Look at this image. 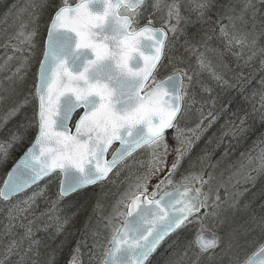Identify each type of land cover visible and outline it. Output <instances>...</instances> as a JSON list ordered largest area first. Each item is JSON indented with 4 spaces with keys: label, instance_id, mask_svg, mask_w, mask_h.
Masks as SVG:
<instances>
[{
    "label": "snow or ice",
    "instance_id": "1",
    "mask_svg": "<svg viewBox=\"0 0 264 264\" xmlns=\"http://www.w3.org/2000/svg\"><path fill=\"white\" fill-rule=\"evenodd\" d=\"M214 7L216 0H42L31 5L29 21L3 44L5 50L12 49L5 64L13 59L19 63L5 77L8 87L0 82V105H6L0 129L17 116L21 120L0 141V158L6 160L30 131L34 136L0 187V203L5 205L0 264H57L64 242L42 257L37 233L52 228L56 236L63 235L73 216H62L60 204L102 187L130 169L143 152L150 156L147 166L140 162L144 170L130 173L106 215V193L97 194L92 213L99 227L91 232V245L87 234L77 240L67 264H84L82 249L88 250L89 264H150L163 242L190 226L191 238L166 264H264V190L241 201L249 191L241 184L254 186L264 176V135L240 154L227 179L223 173L216 175V165H204L207 154L199 158L204 166L193 164L175 179L205 131V121L210 125L216 119L213 111L205 116L197 99V87L212 91L202 76L207 73L217 84L232 86L208 56V51H217L209 42L219 41L221 59L228 53L243 67L254 69L258 63L254 70L264 71V0H228L213 19L208 14ZM45 12L50 15L32 90L18 99L17 87L24 85L32 67ZM193 15L209 25L199 42L185 41V51L195 62L184 56L173 59L169 54L184 31L182 25ZM240 78L247 80L243 70ZM260 85V108L254 111L264 121V78ZM193 109L200 114L199 122L182 126ZM243 126L241 119L224 135L243 133ZM170 151L175 156L169 166ZM43 181L49 183L19 198ZM40 201L46 205L43 211ZM238 212L247 217L239 223ZM101 228L107 232L102 239ZM246 247L251 251H244Z\"/></svg>",
    "mask_w": 264,
    "mask_h": 264
},
{
    "label": "trees",
    "instance_id": "2",
    "mask_svg": "<svg viewBox=\"0 0 264 264\" xmlns=\"http://www.w3.org/2000/svg\"><path fill=\"white\" fill-rule=\"evenodd\" d=\"M42 0H16V4L12 6L9 10L5 11L2 8L0 16V65H5L4 70L0 71V82L3 83L4 87H8L9 81L5 79L12 74L18 65L19 61L13 59L5 64L7 57L12 55V49L9 48L5 50L3 47L4 42L8 39L10 35L16 33L20 25L24 22L29 21L30 17L28 13L32 11L31 5L33 3L39 4ZM228 0H216V7L209 12V16L213 19L217 9L226 4ZM4 6V4H1ZM47 14V15H46ZM50 12H45L40 19V28L45 27V21L49 18ZM184 31L178 34V39L175 42L170 56L175 59L177 56H184L195 62V58L191 53L186 52L185 48L187 45L185 41L188 40L192 43L199 42L203 36L205 30L208 29L209 25L204 21L197 20L193 15L191 21L182 25ZM44 30V29H43ZM39 34V31H38ZM44 35V34H42ZM40 40V39H39ZM35 40L36 45L40 41ZM209 48L216 49L217 51H208V56L213 60L214 65L217 66V71L223 74L224 78L228 80L229 84L232 86H221L217 84L215 80L211 78L210 75L205 73L202 76L204 84L211 88V93L203 92L199 87H197V99L204 104L203 112L205 116L209 111H213L218 118L213 123V126L207 129V132L202 138L195 140L193 146L188 153V155L182 161L181 167L178 172L180 175L184 174V165L187 159L192 158L193 161L191 165L195 164L197 168L204 165L213 164L216 165L215 173L217 176L223 173L224 178L227 177L235 170L232 165L235 164L240 158L242 152L248 151L253 142L256 141L261 135H264V121L261 120L260 114L255 109L260 108V93L262 91L260 80L264 78V71L254 70L259 69V64L254 65V69H249L243 67V62H237L231 54L225 53L224 58L221 59L218 52L221 48L219 41L212 40L209 42ZM35 51V49H34ZM17 55H19L17 53ZM168 61L165 60V64ZM227 67H224V65ZM36 62L33 60L32 67L28 71L26 80L23 86L17 87V91L20 93L18 99H22L24 95H27L31 90V85L34 82L35 77ZM241 70L243 74L247 77V80H241ZM2 94V93H0ZM213 101L215 102L213 104ZM196 107H200L197 104ZM6 108V105H0V112ZM27 114H32V107L29 106L26 109ZM241 119L244 120L245 131L243 133H237L235 136L232 134L224 135L232 127L233 123L239 125ZM21 120L20 116H17L11 120L3 129H0V141L7 139L9 130H14L15 126ZM200 120V114L193 109L190 113V119L186 121L188 127L192 128ZM186 125V126H187ZM173 135L168 133V138ZM34 136V130L28 133V138L23 144L15 145L10 149L8 158H0V184L12 164L16 161L18 156L26 149L29 145L31 139ZM211 136V137H210ZM206 137V139H205ZM169 146L175 149L176 142L170 141ZM207 154L208 159L204 161V165H201L199 158ZM211 170V169H210ZM115 176V175H114ZM114 176L111 180L106 182L102 187L95 186L82 192L78 195L72 196L70 199L65 200L59 206L61 215H72V222L66 228L63 235L56 236L54 229L50 228L47 231H40L37 233L38 238L41 239L42 245L39 251L42 257L46 254L51 253L57 248L61 242H64V247L62 252H58L56 256L57 264H66L69 254L75 247L77 240L82 239L85 234L88 235V243L91 245L92 238L91 232L99 227L98 218L92 213L93 205L95 204L97 194L106 193L104 196V203L106 205L104 214L110 209L111 203L117 198L120 192L124 189V184H119V180L113 181ZM178 180L180 176L176 177ZM259 181V188L253 191V187L247 186L248 192L241 197L242 202L252 200L254 194L259 197L261 190H264V176H260L257 179ZM48 181H43L40 185L31 191H28L20 195V199H24L26 196L31 195L32 191L38 190V188H44ZM1 186V185H0ZM56 190V185H51V191ZM15 202V201H14ZM260 199L257 198L255 205H258ZM46 207L44 201L39 202V211H43ZM74 214V215H73ZM238 214V215H237ZM236 214L237 218L243 217L247 218L245 214L238 212ZM5 215V205L0 203V220H3ZM245 215V216H244ZM91 217V219H89ZM189 227L178 231L170 238H168L159 248L154 258L150 261V264H166L168 258L179 250H182L186 241L191 238L192 232H189ZM102 237L107 235V232L101 228ZM85 255L83 257L84 264H89V256L87 255L88 250L82 249ZM242 256V255H241ZM189 259H195L194 253H189ZM91 264H98L96 260H92Z\"/></svg>",
    "mask_w": 264,
    "mask_h": 264
},
{
    "label": "rangeland",
    "instance_id": "3",
    "mask_svg": "<svg viewBox=\"0 0 264 264\" xmlns=\"http://www.w3.org/2000/svg\"><path fill=\"white\" fill-rule=\"evenodd\" d=\"M9 1H10V3H9ZM1 4H4V6L3 5H1ZM16 4V0H0V13H1V11H2V8H3V10H5V11H7V10H9L12 6H14ZM4 14V13H3ZM3 14L0 16V19L2 18V16H3ZM47 15V14H46ZM46 26V25H45ZM45 27H43V29H44ZM43 29H41L40 28V30H38L39 31V34L35 37V40H42V34L44 33V30ZM41 54H42V45L40 46V44L38 43L37 45H36V48H35V57L33 58V60L35 61V62H37L38 60H39V58L41 57ZM37 65V64H36ZM168 140H170V141H172L173 139H172V135H171V137L170 138H168ZM174 141V140H173ZM170 147V146H169ZM170 149H173L172 147H170ZM174 150V149H173ZM174 156H175V153H174V151H170V153H169V156H168V164H169V166H170V164H171V162H172V160L174 159ZM149 159H150V156H149V154L147 153V152H143V153H138L137 154V156H136V160H137V162L136 163H134V164H132V166H131V168L130 169H123V170H121V173H120V175H118V176H114V178H113V181L115 180H119V184L118 185H122V184H124L125 186H126V184H127V180H126V178L127 177H129V175H130V173H139V172H141V171H143L144 169L143 168H141V165H140V162H143V164L145 165V167L147 166V163H148V161H149ZM156 181H155V179H153L152 180V183L154 184ZM124 186V187H125ZM108 211H109V209H108ZM107 214V213H106ZM245 216V215H244ZM246 219V218H245ZM244 220V218L243 217H240V218H238L237 219V223H239V222H242ZM190 228H192L193 229V227H190ZM250 250V248H245L244 249V251H249ZM240 255H244V252L242 251V252H240Z\"/></svg>",
    "mask_w": 264,
    "mask_h": 264
},
{
    "label": "bare ground",
    "instance_id": "4",
    "mask_svg": "<svg viewBox=\"0 0 264 264\" xmlns=\"http://www.w3.org/2000/svg\"><path fill=\"white\" fill-rule=\"evenodd\" d=\"M9 3H10V1H9ZM47 20H48V18L46 19V21H45V25H46V22H47ZM44 35H43V39H44V37H45V35H46V26H45V28H44V33H43ZM40 41V40H39ZM42 42H43V40H42ZM42 45V43L40 42V46ZM36 64H37V62H36ZM38 67V64L36 65V68ZM36 68H35V72H36ZM216 116V115H215ZM218 118V116H216V119ZM215 119V120H216ZM215 120L214 121H212V123L209 125L208 123H207V121H205V125H204V127H205V131L200 135V138H202L204 135H205V133L207 132V129L208 128H210V127H212L213 126V123L215 122ZM187 125V123L185 122L182 126H185V127H188V125ZM188 128H190V127H188ZM171 133V132H170ZM211 137V136H210ZM205 139H206V137H205ZM29 146V145H28ZM27 146V147H28ZM27 147H26V149H27ZM25 149V150H26ZM24 150V151H25ZM24 151L18 156V158L16 159V161L12 164V166L8 169V171L6 172V174H5V176H4V178H3V180H2V182H1V186L0 187H2L3 186V181L6 179V177H7V173L12 169V167L15 165V163L20 159V157L23 155V153H24ZM191 161H193V159L192 158H190V159H187L186 160V162H185V165H184V174H186V172L188 171V170H190V163H191ZM180 174H181V172H178L177 173V175L175 176V179L176 180H178L176 177L177 176H180ZM259 178V177H258ZM257 178V179H258ZM257 179H256V181H255V184H254V186L252 185V184H241V189H243V188H245V187H247V186H252L254 189H253V191L254 190H256L257 188H259V186H261V184L260 185H258L259 184V181L257 182ZM42 183V182H41ZM40 185V184H39ZM95 187V186H94ZM34 188H36V186H34L33 187V189ZM32 189H30V190H28V191H31ZM27 191V192H28ZM24 194V193H23ZM22 195V194H21ZM116 199V198H115ZM61 206V205H60ZM238 215V214H237ZM238 219V218H237ZM191 227V226H190ZM189 227V229H190V231L189 232H192L193 233V231H194V229H192V228H190ZM174 235V234H173ZM159 250V249H158ZM157 250V251H158ZM249 251H251V249L249 250ZM157 253V252H156ZM156 253H154L153 254V256L152 257H150V261L154 258V256H155V254ZM194 257H195V255H194ZM67 264V263H66Z\"/></svg>",
    "mask_w": 264,
    "mask_h": 264
},
{
    "label": "water",
    "instance_id": "5",
    "mask_svg": "<svg viewBox=\"0 0 264 264\" xmlns=\"http://www.w3.org/2000/svg\"><path fill=\"white\" fill-rule=\"evenodd\" d=\"M7 178V177H6Z\"/></svg>",
    "mask_w": 264,
    "mask_h": 264
}]
</instances>
